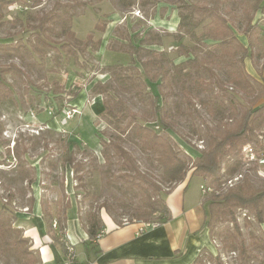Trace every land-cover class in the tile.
Wrapping results in <instances>:
<instances>
[{"label": "rangeland", "instance_id": "1", "mask_svg": "<svg viewBox=\"0 0 264 264\" xmlns=\"http://www.w3.org/2000/svg\"><path fill=\"white\" fill-rule=\"evenodd\" d=\"M12 1V5L0 9L5 21L0 26V40L15 46L23 44V48L20 53L0 52V67L14 65L24 75L14 69L0 85V210L7 207L9 217H16L21 206H31L32 187H42L50 190L47 203L51 201L54 213L60 215L62 207L68 210L72 204L83 222L93 215L102 230L108 229V223L158 222L156 215L148 218L144 214L146 198L133 182L155 183L164 192L173 186L163 184L157 155L142 150V136L131 125V117L123 116L126 109L142 121L150 112L145 93L160 95V115L149 118L147 125L192 164L197 157L189 152L205 151L214 137L219 138L240 120L245 110L264 105V36L259 39V33L252 32L253 58L243 60L242 49L228 36L229 43L223 45L193 40L178 26L179 13L187 12L181 8L182 0ZM184 1L215 6V0ZM220 1L222 17L240 42L248 45L243 32L244 10H249L254 0ZM57 5L65 6L69 13ZM55 11L64 13L63 20L55 23L53 40L57 45L46 55L37 54L28 42L36 43L32 28L37 27L39 17ZM97 22L106 27L104 32L95 30ZM255 22L264 29V12L256 14ZM67 27L76 34V40L63 34ZM203 33L202 26L198 27L197 36ZM98 41H102L100 46ZM64 43L70 46L61 47ZM194 58L203 61L215 77L193 69L190 60ZM240 71L246 74L250 87L245 81H232L237 77L233 72ZM156 75L163 78L162 91L150 86ZM200 83L205 86L198 87ZM69 91L79 92V96L63 110L64 116L54 118L52 108L45 110L44 97L63 94L67 100ZM73 141L78 142L71 147L74 169L69 165L64 168L68 143ZM114 144L128 151L130 158L118 156ZM249 152L254 153L255 161L249 160ZM263 158L264 124L254 142L242 145L238 154L223 160L218 187L197 176L184 185L189 195L198 197L204 185L211 189L204 196L209 198L225 196L244 185L264 191V165L259 163ZM237 162L239 170L229 173L228 168ZM76 168H81L77 176L81 181L76 178ZM235 178L239 180L230 187L228 182ZM261 210L264 213V201ZM234 213L248 255L242 259L238 251H225L218 238L212 240L216 249L211 253L224 264H264V251L250 238V234L264 237V223L258 222L251 207L234 209ZM13 225L18 227L15 221ZM227 227H233L228 215L215 225V231ZM12 241L0 238V264H22ZM31 243L28 246L32 247ZM204 263L217 264L209 258Z\"/></svg>", "mask_w": 264, "mask_h": 264}, {"label": "trees", "instance_id": "2", "mask_svg": "<svg viewBox=\"0 0 264 264\" xmlns=\"http://www.w3.org/2000/svg\"><path fill=\"white\" fill-rule=\"evenodd\" d=\"M13 2L14 1L12 0H0V9L12 5ZM182 2L183 5L181 8L183 10H187V12L179 13V29H185V31L190 34V37L193 40H212L219 45L228 44V36L231 40H234L237 43L239 48L242 49V60L246 58H253L255 44H253V41L251 40V35L253 34L252 32L259 33V39L264 36L261 35L264 29L260 27L257 22H255L256 14L259 11L264 12L262 11L264 10V0H254V4L250 6L251 8L249 9L251 11L244 10V18L246 22L243 32L248 38V45H244L242 42H240V40L234 34L232 26L226 21L225 18L222 17L220 12L222 3L220 0H215L214 7L188 4L184 0H182ZM60 6L63 7L65 13H69L65 6L57 5L56 8ZM197 17H200V19H197ZM63 18L64 13L58 11H55L54 13H48L38 18L37 27L32 28L36 36V43L28 40V42L31 43L35 53L46 55L50 48L56 47L57 43L53 40V35L56 34L55 23L63 20ZM207 21L208 23L205 24ZM4 23V18L0 13V26H3ZM200 26H202L205 33L198 37L196 30ZM101 27L102 24L97 22L95 30L104 32L106 27ZM63 34L66 35V37H68L70 40H76V34L73 32L71 27L65 28ZM87 40L88 42L92 41V35H89ZM101 44L102 41L97 42L98 46ZM85 45L86 47L88 46V44ZM67 46L70 45H66L65 43L61 44V47L66 48ZM22 48L23 44L15 46L13 43L11 44L9 42L0 40V52L20 53ZM190 64L193 69L197 71L203 70L204 72H207L211 76L215 77L213 71L208 69V67H205L206 65L203 61L194 58L190 60ZM15 68L16 67H14V65L9 67H0V85L5 84L4 80L6 79V75L13 73ZM15 71L20 75H24L21 70L15 69ZM233 75H237V77L232 79L234 83L240 84L242 81H245V84L250 87L249 79H247L246 74L244 75L243 71H240V73L233 72ZM240 75H243L242 78H239ZM28 82L31 84L30 81ZM150 86L152 90L154 88L155 90L162 91L165 87L163 78L158 75L153 76L150 80ZM204 86L205 85H203V83L198 85V87L201 88ZM1 95L2 92H0V96ZM66 96L68 101L64 99L65 97H63V94H57L54 95V97L46 95L43 99L45 100L43 102L46 106L45 110L52 108L50 114L54 118L64 116L63 110L68 108V104L79 96V92L71 93V91H69L66 93ZM145 99L149 104L150 112L143 116L144 118L142 121H139V116L137 114L128 109H126L125 112L127 113H125L123 116L129 115L131 117V125L136 126L137 135L142 136V150L144 152H153L157 155V161L163 168V184L168 185L169 187L173 186L172 188H169L167 192H164L161 185H157L155 183L143 185L142 183H138L136 181L133 182V184L141 190L142 194L146 198V202L144 204L146 212H144V214L147 215L148 218L156 215L158 222L163 223L172 219V214L167 204V197L175 190V188L181 184H184L189 178L197 176L202 178L204 181L210 180V186L212 187H218L220 185V172L223 160L227 157L233 156L235 153L238 154V151L242 145L249 142H254L258 136V131L264 124V105L254 109L250 108L245 110L240 120L233 127L225 129L219 138L214 137L209 147L205 151H200L197 149L193 151V153L189 152L191 156L195 155L197 157L196 162L190 164L187 159L181 157L180 152L176 150V147L170 143V141L163 138L160 134L147 125L149 118L158 117L160 115V95L153 96L150 93H145ZM104 107L105 111H108V104L104 105ZM41 111H43V108L40 110V112ZM209 112L214 114V111L209 110ZM77 144L78 142L76 141H73V143H68L69 149L66 153V159L63 165L64 168L67 165H69L71 168L74 167V153L71 147L75 145L77 146ZM114 148L118 156L130 158L128 151L123 149L119 144H114ZM239 167L240 164L237 162L228 168V172L235 173L239 170ZM80 171L81 168L75 169L76 178L81 181V177H77L78 172ZM191 171L192 174L189 176ZM32 183L33 180H31V184ZM154 192L157 195V198L154 197L156 196ZM263 201L264 191H255L248 185H244L239 190L229 191L225 196L213 195L210 198L206 197L203 205L206 206V226L209 229L211 239H221V245H223V249L225 251H238L242 256V259H244L248 255V252L245 242L242 240L241 227L237 222L234 209L249 207L253 208L256 212L258 222L262 224L264 223V213L263 210H261ZM6 208L3 207L0 210V238L3 242L8 241L9 239L13 240L11 245L16 247V254L22 264H41L38 250L34 248L32 243V247L28 246V243L29 241L31 242V240L23 236L22 229L13 225L16 217L7 216L6 213H8V210ZM62 208L61 214L59 215L54 213L50 207L45 205L43 213L49 230H53L54 222L58 223L59 229L61 231L67 228V208ZM226 215L231 217L233 227H227L225 230L216 232L215 225L219 223L220 219ZM82 223L89 236V241L85 242V244H87L89 250L96 251V254H98L99 252L96 242L98 240V236H102L103 234L101 233L102 229L99 221L95 216L89 215L87 217L86 223L83 221ZM51 238L53 243H59L58 239L54 235H51ZM250 238L256 248L264 251V237L261 238L254 234H250ZM60 244L66 253L65 244L62 242ZM206 258L216 260L217 264H224L220 257L214 258L211 251L207 248H204L200 252V255L193 264H205L204 260Z\"/></svg>", "mask_w": 264, "mask_h": 264}, {"label": "crops", "instance_id": "3", "mask_svg": "<svg viewBox=\"0 0 264 264\" xmlns=\"http://www.w3.org/2000/svg\"><path fill=\"white\" fill-rule=\"evenodd\" d=\"M32 191L31 206H21L15 223L38 250L41 264H63L66 253L58 233L49 230L44 219L45 205L51 208V201L47 203L49 194H46L50 190L32 187ZM201 195H189L188 187L179 185L167 197L172 219L143 234L139 233L140 223L122 226L106 223L108 229L101 231L103 234L96 242L98 254L85 244L89 241L88 233L71 204L66 212L65 230L74 246L76 264H193L204 248L211 252L216 249L206 226V206L203 205L206 197L202 190ZM51 235L59 243H53Z\"/></svg>", "mask_w": 264, "mask_h": 264}, {"label": "built area", "instance_id": "4", "mask_svg": "<svg viewBox=\"0 0 264 264\" xmlns=\"http://www.w3.org/2000/svg\"><path fill=\"white\" fill-rule=\"evenodd\" d=\"M250 161H255L256 157L254 153L249 152V155H247ZM259 163L264 165V158L259 160ZM239 180L238 178H235L234 181H229L228 185L230 187H233L235 185V181ZM201 190L203 195L205 196L209 192H211V189L205 187L204 185L201 186ZM207 197V196H206ZM160 226V222H152V223H143L140 225L139 233L143 234L151 229H156ZM53 229L57 231L58 236L60 238V241L65 244L66 247V257L63 260V264H76V256H75V250L70 243L69 239L67 238L66 230H60L58 223L54 222ZM100 238V236H98Z\"/></svg>", "mask_w": 264, "mask_h": 264}]
</instances>
